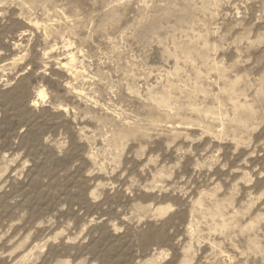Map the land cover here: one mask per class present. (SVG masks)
<instances>
[{
	"label": "rangeland",
	"instance_id": "374dc122",
	"mask_svg": "<svg viewBox=\"0 0 264 264\" xmlns=\"http://www.w3.org/2000/svg\"><path fill=\"white\" fill-rule=\"evenodd\" d=\"M0 264H264V0H0Z\"/></svg>",
	"mask_w": 264,
	"mask_h": 264
}]
</instances>
